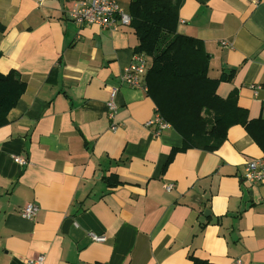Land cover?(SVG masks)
<instances>
[{"label": "crops", "instance_id": "0c3cea01", "mask_svg": "<svg viewBox=\"0 0 264 264\" xmlns=\"http://www.w3.org/2000/svg\"><path fill=\"white\" fill-rule=\"evenodd\" d=\"M75 1L0 0V71L27 82L0 127V264H264V181L244 177L261 147L236 124L217 150L178 151L165 167L181 134L157 133L147 89L120 81L139 43L133 27L80 26ZM116 1L129 13L131 0ZM179 16L178 31L211 54L210 77L237 70L219 95L236 89L249 117H264V87L251 88L264 86V0H183ZM112 173L122 184L109 186ZM29 202L34 218L21 215Z\"/></svg>", "mask_w": 264, "mask_h": 264}, {"label": "trees", "instance_id": "16d2710c", "mask_svg": "<svg viewBox=\"0 0 264 264\" xmlns=\"http://www.w3.org/2000/svg\"><path fill=\"white\" fill-rule=\"evenodd\" d=\"M182 3L183 0H131L129 4L130 26L139 40L135 51L145 53L149 61L147 93L183 138L182 145L172 149L165 167L178 151L217 150L236 124L243 125L264 152V117L250 118L248 109L239 104L236 89L227 97L217 91L219 84L231 81L237 70H224L219 78L210 77L211 54L203 40L178 31ZM4 29L0 23V31ZM26 88L27 82L18 70L0 71V127L9 122V112ZM106 180L109 186L122 184L115 173ZM191 258L193 264H209L195 256Z\"/></svg>", "mask_w": 264, "mask_h": 264}, {"label": "built area", "instance_id": "2783aa9c", "mask_svg": "<svg viewBox=\"0 0 264 264\" xmlns=\"http://www.w3.org/2000/svg\"><path fill=\"white\" fill-rule=\"evenodd\" d=\"M42 2L43 0H38ZM71 19H73L80 26H87L90 24H98L100 26L118 29L124 25H130L132 16L124 11L116 0H76L73 7L68 12ZM148 59L145 53L135 52L132 61L124 69L120 75V81L122 84L132 87H143L147 89L146 74L148 71ZM264 86L261 83H255L251 85V88L255 95ZM118 88L116 86L111 87L110 98L107 102L109 118L114 119L118 105L116 103V95ZM148 125H157V133L162 129L170 126L159 109L155 108L154 116L147 123ZM113 130L117 129L116 123L111 125ZM15 160L24 165L28 161L23 157H15ZM244 177L251 183H259L264 181V158H254L247 162L245 166ZM173 184L167 185L168 189H171ZM39 206L35 202H29L21 209V215L27 218H34L38 214ZM91 237L97 241H104L106 236L97 235L91 233ZM238 263H242L241 260H237ZM29 264H45V256L38 255L36 257L28 259Z\"/></svg>", "mask_w": 264, "mask_h": 264}, {"label": "water", "instance_id": "95a60500", "mask_svg": "<svg viewBox=\"0 0 264 264\" xmlns=\"http://www.w3.org/2000/svg\"><path fill=\"white\" fill-rule=\"evenodd\" d=\"M73 223V219L72 218H67L64 223H63V231L64 232H68V229L70 227V225Z\"/></svg>", "mask_w": 264, "mask_h": 264}]
</instances>
